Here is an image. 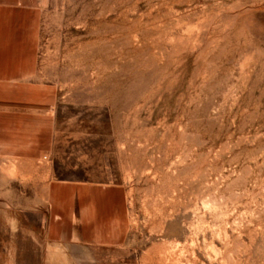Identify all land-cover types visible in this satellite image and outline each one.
<instances>
[{
    "label": "rangeland",
    "instance_id": "374dc122",
    "mask_svg": "<svg viewBox=\"0 0 264 264\" xmlns=\"http://www.w3.org/2000/svg\"><path fill=\"white\" fill-rule=\"evenodd\" d=\"M21 8L0 43V197L110 215L58 264H264V0Z\"/></svg>",
    "mask_w": 264,
    "mask_h": 264
},
{
    "label": "crops",
    "instance_id": "0c3cea01",
    "mask_svg": "<svg viewBox=\"0 0 264 264\" xmlns=\"http://www.w3.org/2000/svg\"><path fill=\"white\" fill-rule=\"evenodd\" d=\"M22 1L0 0V43H14L8 33L21 30ZM11 58L13 62L14 56ZM4 176L0 170V190L6 182ZM51 195L50 215L44 218L38 215L36 192L34 199L24 201L0 197V264H51L56 257L57 264L66 263L74 256L71 246L84 248L81 255L86 256V248L101 243L110 216L106 206L103 210L101 202L86 196L60 200L54 192Z\"/></svg>",
    "mask_w": 264,
    "mask_h": 264
}]
</instances>
